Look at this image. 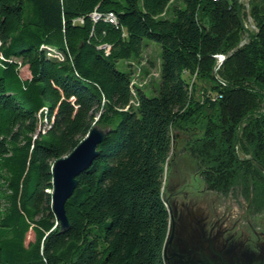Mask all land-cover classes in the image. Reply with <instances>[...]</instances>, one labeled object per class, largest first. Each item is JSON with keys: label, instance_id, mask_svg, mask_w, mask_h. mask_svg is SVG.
Masks as SVG:
<instances>
[{"label": "trees", "instance_id": "16d2710c", "mask_svg": "<svg viewBox=\"0 0 264 264\" xmlns=\"http://www.w3.org/2000/svg\"><path fill=\"white\" fill-rule=\"evenodd\" d=\"M255 2L258 28L239 44L240 0H0V264H166L173 129L203 125L190 151L209 190L264 203V0ZM146 39L161 47L151 95L118 68L143 56ZM232 48L218 77L215 55ZM196 71L219 97L204 106ZM94 125L108 133L62 229L52 165Z\"/></svg>", "mask_w": 264, "mask_h": 264}, {"label": "rangeland", "instance_id": "374dc122", "mask_svg": "<svg viewBox=\"0 0 264 264\" xmlns=\"http://www.w3.org/2000/svg\"><path fill=\"white\" fill-rule=\"evenodd\" d=\"M255 1L240 0L244 10L239 44L246 42L258 28L252 15ZM145 43L140 59L121 60L118 68L131 71L134 85L151 95L160 80L161 47L151 40L146 39ZM234 50L215 55L214 73L218 77L219 69ZM20 71L22 76L28 75L26 67ZM190 78L196 83L194 97L199 104L204 106L206 100L214 102L219 98L209 93V81L198 79L197 71ZM222 78L220 81L225 83ZM203 133V125L173 129L172 150L165 163L162 187L170 210L165 253L168 263L264 264V203L251 204L240 188L225 194L208 189L202 175L203 164L190 151L195 137ZM33 238V232L29 231L26 242Z\"/></svg>", "mask_w": 264, "mask_h": 264}, {"label": "water", "instance_id": "95a60500", "mask_svg": "<svg viewBox=\"0 0 264 264\" xmlns=\"http://www.w3.org/2000/svg\"><path fill=\"white\" fill-rule=\"evenodd\" d=\"M107 133L108 129L100 128L97 125L92 126L86 136L74 147L70 153L55 160L52 165V210L62 229L68 227V219L65 214L66 200L73 193L77 185V177L91 164L92 160L95 158L97 154V147L105 139ZM167 240L168 235L166 241ZM166 241L163 246V255L166 264H169L168 258L165 254ZM189 264L216 263H199L195 261H189Z\"/></svg>", "mask_w": 264, "mask_h": 264}, {"label": "built area", "instance_id": "2783aa9c", "mask_svg": "<svg viewBox=\"0 0 264 264\" xmlns=\"http://www.w3.org/2000/svg\"><path fill=\"white\" fill-rule=\"evenodd\" d=\"M107 18H108V19H114V20L116 19L115 16H114L112 13H109V14L107 15Z\"/></svg>", "mask_w": 264, "mask_h": 264}, {"label": "flooded vegetation", "instance_id": "af4514ba", "mask_svg": "<svg viewBox=\"0 0 264 264\" xmlns=\"http://www.w3.org/2000/svg\"><path fill=\"white\" fill-rule=\"evenodd\" d=\"M175 253V252H174ZM177 253V252H176ZM181 254V253H180ZM183 254H181V256H182ZM195 262H198V261H195Z\"/></svg>", "mask_w": 264, "mask_h": 264}, {"label": "bare ground", "instance_id": "6f19581e", "mask_svg": "<svg viewBox=\"0 0 264 264\" xmlns=\"http://www.w3.org/2000/svg\"><path fill=\"white\" fill-rule=\"evenodd\" d=\"M111 20H113V19H111Z\"/></svg>", "mask_w": 264, "mask_h": 264}]
</instances>
